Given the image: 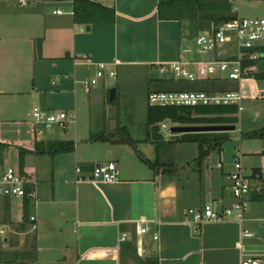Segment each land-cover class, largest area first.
Listing matches in <instances>:
<instances>
[{"label":"crops","instance_id":"crops-1","mask_svg":"<svg viewBox=\"0 0 264 264\" xmlns=\"http://www.w3.org/2000/svg\"><path fill=\"white\" fill-rule=\"evenodd\" d=\"M35 1L31 6L27 0L26 5L0 0V141L7 144L3 152L8 151L7 142H13L17 152L18 145L28 149L23 169L38 182L37 203L27 198L22 205L0 200V222L4 223L0 230H5L0 233L7 235L10 228L0 246V264H148V260L241 264L244 254L263 256L264 206L255 205L264 202L252 199L264 192L261 166L246 172L252 176L245 220H207L196 233L197 224L186 219L189 209L202 208L209 201H215L216 207L235 201L228 177L233 169L225 171L220 160L222 167L217 163L213 167L221 170L213 173L210 154L199 169L198 143L170 139L161 132L162 138L154 142L148 126L145 135L133 139L134 144L110 136L94 139L95 133L87 130L81 141L62 139L75 142L73 151L52 155L33 152L39 139L33 126L30 135L22 131L24 139L4 136L14 134L6 125L24 118L27 107L53 111V100L69 108L78 105L76 84L96 71V66L81 62V56L108 63L115 76L118 67L140 66L166 77L164 66L181 60L184 43L193 39L195 30L208 26L209 19L202 25L194 15L197 5L174 0H93L113 8L115 19L91 23L87 30V23L74 21V0ZM201 1L206 18L223 13L215 8L227 3ZM45 2L56 5L52 14L43 10ZM58 8L64 12L54 13ZM255 73H262L260 80H264V63H256ZM106 80L100 79L98 86H102L93 89L102 91ZM14 161L18 163L19 157ZM100 162H115L113 181L93 179V167ZM143 226L148 227L146 233L140 232ZM243 229L254 236L242 237ZM123 232L129 234L124 240L120 239Z\"/></svg>","mask_w":264,"mask_h":264},{"label":"rangeland","instance_id":"rangeland-1","mask_svg":"<svg viewBox=\"0 0 264 264\" xmlns=\"http://www.w3.org/2000/svg\"><path fill=\"white\" fill-rule=\"evenodd\" d=\"M31 6L35 5V0H27ZM239 8L237 10L238 15L242 17H264V0H240L239 3L235 4ZM56 8V5L51 2H45L43 10L47 14H52V10ZM230 13H234L233 7L230 9ZM202 14H208L203 12ZM220 14V13H218ZM197 29V28H196ZM202 29L200 31H203ZM199 31L195 30L193 39L190 37L188 42H185L183 49L192 47V52H182L181 60L185 61H200L210 60L213 56L212 53H200L196 51V37ZM231 53H235V43H229L228 46ZM264 63V57L259 59L256 63ZM166 77H160L159 71L153 70L147 72L145 69L133 67L131 70L128 67H121L118 69L117 76H109L111 67H107V76L105 77L106 86L102 91L98 92V89H92L91 93H86L82 86V81L76 84L75 93L79 100L76 107L69 108L67 105L59 104L56 100H53L51 104L52 109L55 112L67 111L72 112L75 116V123H69L67 128H62L58 125L50 127H43L41 133L37 134L38 138H57V139H74L77 137L81 141L87 130H92L95 136L100 134H107L110 137L122 138L126 134L132 139L146 134L147 128V105L148 95L154 91H202L207 90L210 86L217 89V86L222 87L224 90L238 89L239 85L236 82L226 80L220 83L207 80H197L190 82L186 79H179L174 74L173 65H165ZM88 77L86 79H90ZM104 79V78H102ZM100 84V83H99ZM95 85L96 87L99 85ZM215 84V85H211ZM102 86V84L100 85ZM98 86V87H100ZM116 90V96L113 100H110L111 89ZM241 91L243 93V110L239 114V121L236 123V129L228 132L229 139L225 141L221 147L220 152L217 150L211 151L210 153V165L212 168L213 164L222 160L224 163V169H233V154L236 148L242 151L244 158L243 164L246 166V172H250L253 167L264 168V136L259 137L248 136L246 133L258 130L264 126V80L257 79L254 75L248 76L246 80L241 83ZM84 101V102H83ZM85 104V105H84ZM28 106V105H27ZM82 106H84L82 108ZM27 107V113L24 114V118H16V123H7L6 127L12 129L13 133L4 134L6 138L18 139L25 136V134H31V127L35 121L33 116V109ZM40 108L39 106H37ZM82 108V109H81ZM18 116V117H22ZM23 119V120H22ZM166 127H162L160 123V132L165 136H170V139H177L180 134H174L170 131L172 126L180 125V123L173 122L171 119H166ZM125 127V130H119V128ZM22 131L25 134H22ZM33 134V133H32ZM33 136V135H32ZM8 151L3 152L0 148V167L14 166L20 168L19 163L15 162L16 156L19 157L18 148L15 145L8 146ZM246 152V154H244ZM52 157V156H51ZM70 165V163H69ZM50 164L48 163V167ZM213 173L217 172L216 167H213ZM6 202H13L17 205H22V199L20 197H6L0 194V200ZM261 202V201H254ZM254 202L250 203L251 209ZM264 202V201H262ZM257 206H264L263 204H256ZM218 209L220 207H217ZM4 224L0 222V225ZM3 227V225H2ZM6 227V226H5ZM8 228V227H7ZM10 228L7 231L9 234ZM6 234L0 233V246L5 244ZM264 262V258H262Z\"/></svg>","mask_w":264,"mask_h":264},{"label":"built area","instance_id":"built-area-1","mask_svg":"<svg viewBox=\"0 0 264 264\" xmlns=\"http://www.w3.org/2000/svg\"><path fill=\"white\" fill-rule=\"evenodd\" d=\"M22 5H26V0H19ZM240 0H227L233 7L234 12L239 10L235 4ZM62 8L54 10V13H63ZM235 43V53H231L229 43ZM196 51L200 53L210 52L213 54L210 60L188 61L179 60L174 62V74L179 79H186L190 82L197 80H207L220 83L230 80L236 82L238 89L231 90H202V91H154L148 95L150 105H212V104H235L239 111L243 109V94L240 85L243 80L255 73L256 62L264 57V17H236L228 22L220 23L211 29H205L198 33L196 37ZM193 48H185L182 52H192ZM87 66H96L95 75L90 79L82 81V86L86 93H90L99 80L107 76L106 62H95L91 57L84 55L80 59ZM164 68L162 72H165ZM114 70L109 71V76H115ZM35 121L33 130L35 134L42 132L43 127L58 125L67 128L69 123L75 122L73 113L67 111H48L35 107L33 109ZM162 127L166 124L162 123ZM243 153L236 149L233 154V170L228 175L230 179L231 194L234 202L231 205H222L219 209L215 201L205 203L202 208H191L187 212L188 222L196 223L194 231L200 232V226L207 220H218L225 217H233L240 222L245 220L247 202L250 198L252 175L246 173L242 163ZM222 167V162L216 164ZM80 171V168H77ZM255 174V173H254ZM116 178L115 162H100L93 167V179L102 181H113ZM0 194L6 197H20L21 199L38 202V182L31 172L23 168L14 166L0 167ZM35 221V217H30ZM33 229L36 225H31ZM148 231L147 226L140 228L141 233ZM4 233L5 230H0ZM254 233L243 229L242 237H252ZM129 237L127 232H123L120 239ZM158 238V234L154 235ZM263 256L244 254L241 264H263Z\"/></svg>","mask_w":264,"mask_h":264},{"label":"trees","instance_id":"trees-1","mask_svg":"<svg viewBox=\"0 0 264 264\" xmlns=\"http://www.w3.org/2000/svg\"><path fill=\"white\" fill-rule=\"evenodd\" d=\"M184 4H196L197 10L194 15L198 19L202 20V25L207 23V27L204 29H211L212 27L228 22L236 17V13H230L231 6L226 3L224 6H215V9L224 11L220 14H210L208 18L202 14L204 11L203 3L201 0H174ZM73 16L74 21L77 23H102L113 22L115 19V10L113 8H107L98 2L93 0H74L73 1ZM201 16V17H199ZM209 19L207 22L204 20ZM40 52V50H39ZM257 79L262 78V73H255ZM210 83V81H209ZM215 85V84H211ZM217 86V89L210 87L207 91L211 90H224L222 87ZM114 99V98H113ZM239 108L235 104H212V105H196V106H184V105H150L147 107V126L148 134L154 140L158 142L162 138L160 134V123L166 119H171L173 122L180 123L182 125H217V124H236L239 121ZM119 130H125V127L119 128ZM249 136H264V127L258 132H252L247 134ZM107 134H100L94 137V139H109ZM229 139L228 132H198V133H184L181 134L177 140L183 142H196L198 143L199 154L197 157L198 168L200 169L203 161L209 156L211 151L220 150L223 143ZM34 153L36 154H57L61 152H70L75 148V142L73 140H52L43 141L35 139ZM120 142H126L134 144V140L126 134L120 138ZM13 143V142H7ZM7 146L6 142L0 141V148L4 150ZM19 146V165L23 168V156L28 152V149L24 145ZM253 200L264 201V192L255 194L252 197ZM26 201V207H24V216L28 215V200ZM148 264H159L158 260H148Z\"/></svg>","mask_w":264,"mask_h":264},{"label":"water","instance_id":"water-1","mask_svg":"<svg viewBox=\"0 0 264 264\" xmlns=\"http://www.w3.org/2000/svg\"><path fill=\"white\" fill-rule=\"evenodd\" d=\"M90 30V25L86 26ZM116 90L113 88L110 91V100L115 97ZM236 129V124H217V125H176L170 128L174 134L198 133V132H229Z\"/></svg>","mask_w":264,"mask_h":264}]
</instances>
